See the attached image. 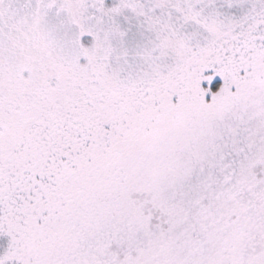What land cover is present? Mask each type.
I'll return each mask as SVG.
<instances>
[{
	"label": "snow or ice",
	"instance_id": "1",
	"mask_svg": "<svg viewBox=\"0 0 264 264\" xmlns=\"http://www.w3.org/2000/svg\"><path fill=\"white\" fill-rule=\"evenodd\" d=\"M0 264H264V0H0Z\"/></svg>",
	"mask_w": 264,
	"mask_h": 264
}]
</instances>
